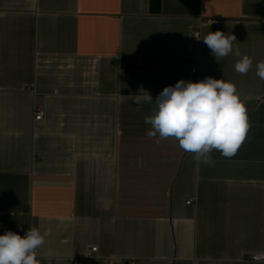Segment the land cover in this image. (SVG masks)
<instances>
[{"label": "crops", "instance_id": "0c3cea01", "mask_svg": "<svg viewBox=\"0 0 264 264\" xmlns=\"http://www.w3.org/2000/svg\"><path fill=\"white\" fill-rule=\"evenodd\" d=\"M150 3L0 0V235L38 228L39 264H264V0ZM217 30L246 75L203 42ZM206 77L249 98L245 141L212 166L148 137L154 105L133 102Z\"/></svg>", "mask_w": 264, "mask_h": 264}, {"label": "clouds", "instance_id": "9594fccd", "mask_svg": "<svg viewBox=\"0 0 264 264\" xmlns=\"http://www.w3.org/2000/svg\"><path fill=\"white\" fill-rule=\"evenodd\" d=\"M195 37L200 40L199 34ZM202 40L217 62L234 53L239 58L234 65L236 72L246 75L252 68V59L241 56L238 47L234 49L235 35L217 30ZM256 69V75L264 80V61ZM248 99L241 97L234 83L206 77L166 86L155 100L141 88L133 102L154 105L153 114L144 118L151 126L148 137L158 136L157 143L173 138L182 150L194 154V159L212 166L214 150L232 157L245 141L250 129L245 106ZM44 244L45 238L36 227L29 228L24 237L6 231L0 235V264H39L36 252Z\"/></svg>", "mask_w": 264, "mask_h": 264}, {"label": "trees", "instance_id": "16d2710c", "mask_svg": "<svg viewBox=\"0 0 264 264\" xmlns=\"http://www.w3.org/2000/svg\"><path fill=\"white\" fill-rule=\"evenodd\" d=\"M150 9L152 13H159L161 10V0H151ZM122 66L127 69H137L139 60L137 58L125 57L122 60Z\"/></svg>", "mask_w": 264, "mask_h": 264}, {"label": "built area", "instance_id": "2783aa9c", "mask_svg": "<svg viewBox=\"0 0 264 264\" xmlns=\"http://www.w3.org/2000/svg\"><path fill=\"white\" fill-rule=\"evenodd\" d=\"M197 34H199V32L195 33V36H196ZM199 35H200V34H199ZM196 72H197L196 69L193 70V73H196ZM43 116H44L43 111L40 110V109H38V110L36 111V114H35V119H36L37 121H39V120H41V119L43 118ZM97 251H98V248H97V247L92 248V249L90 250V252L87 254V258H92V257H94V254L97 253ZM36 254H38V250H37ZM251 260L254 261V262H264V254H263V255H253V256L251 257Z\"/></svg>", "mask_w": 264, "mask_h": 264}]
</instances>
